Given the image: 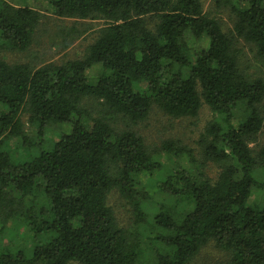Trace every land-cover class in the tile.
Segmentation results:
<instances>
[{
  "label": "trees",
  "instance_id": "obj_1",
  "mask_svg": "<svg viewBox=\"0 0 264 264\" xmlns=\"http://www.w3.org/2000/svg\"><path fill=\"white\" fill-rule=\"evenodd\" d=\"M47 1L60 18L103 20L105 27L81 60L36 69L0 58V234L13 219L31 232V245H7L0 264H189L210 242L231 264H264V207L250 202L253 189L264 188L254 176L264 175V148L255 155L249 146L264 126V78L241 69L238 48L252 45L264 62V0H215L234 17L230 32L205 12L206 0ZM40 22V11L0 0L4 48L27 52ZM187 35L208 46L193 53ZM95 65L100 74L90 79ZM87 99L104 114L85 109ZM204 104L215 119L198 143L201 160L167 141L165 167L130 128L154 105L172 118H196ZM24 114L37 129L39 153L15 161L3 143L26 139ZM121 121L125 129L117 128ZM66 123L70 132L48 146V126ZM208 163L220 166L216 177ZM158 172L156 188L174 204L162 205L150 223L141 177ZM113 191L132 205L137 226L160 231L149 249L139 233L119 226L108 202ZM29 196L49 205L38 213Z\"/></svg>",
  "mask_w": 264,
  "mask_h": 264
},
{
  "label": "rangeland",
  "instance_id": "obj_2",
  "mask_svg": "<svg viewBox=\"0 0 264 264\" xmlns=\"http://www.w3.org/2000/svg\"><path fill=\"white\" fill-rule=\"evenodd\" d=\"M7 1L17 7L29 6L41 13V22L34 35V42L27 52L22 53L4 48L0 41V58L9 64L27 63L38 69L44 65L60 66L68 61L81 60L85 57L88 46L95 41L101 29L105 27L103 20L60 18L54 14L53 7L47 0ZM204 8L206 13L216 17L221 22L225 32L232 30L234 17L229 8L217 6L215 0H206ZM187 43L193 53H197L208 46L207 39H196L191 35H187ZM238 48L242 51L241 69L252 77L264 78V62L256 56L255 48L244 41L239 43ZM100 70L101 67L95 65L87 71V75L90 79H95L99 76ZM83 107L95 117L104 114L103 106L95 99H87ZM214 119L215 114L205 104L196 118H172L154 105L145 121L137 125L130 124V128L144 139L146 147L153 158L167 167L170 160L167 153L162 150L163 143L173 141L178 146L186 147V149L192 151L201 160V150L198 143L206 128ZM21 120L26 139L5 137L3 143V148L11 152L15 161H26L39 153V149L35 145L38 133L36 127L31 124L27 114L22 115ZM82 121H87L90 126L92 125L87 114L82 116ZM125 123V121L118 122L117 128L125 129L127 127ZM71 128L70 123L50 124L45 131L44 140L50 146L58 141L60 136L69 133ZM249 146L255 155L260 149L264 148V126L256 140L250 142ZM181 163L185 167L189 165L187 153L183 155ZM220 169L219 165L208 163L207 171L211 177H216ZM258 174L260 175V172L256 171L254 176L264 182V175L258 177ZM157 176L160 178L163 173L158 172ZM156 177L149 178L145 175L141 177L139 199L143 202V207L149 215L150 223L153 222L154 215L162 205L174 204V200L169 199L167 195L156 188V181L159 179ZM252 193L250 202L264 207V188H254ZM25 200L34 202L32 204L36 207L37 212L42 208L41 206L47 207L49 205V202L43 197L29 196ZM108 202L114 211L119 226L130 233H139L143 240V246L149 249L150 239L160 231L152 229L149 224L137 226L134 221L132 205L122 198L118 191H113L110 194ZM30 242L31 232L27 224L23 220L13 219L8 222L0 234V251L9 244L30 246ZM150 255L151 253L148 252V257ZM71 264L80 263L72 262ZM189 264H231V257L229 253L217 248L214 242H210L202 248Z\"/></svg>",
  "mask_w": 264,
  "mask_h": 264
}]
</instances>
